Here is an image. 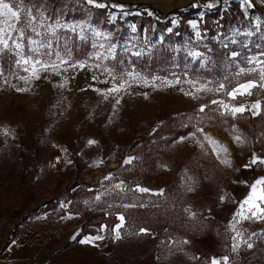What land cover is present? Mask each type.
Here are the masks:
<instances>
[{"label": "rangeland", "instance_id": "obj_1", "mask_svg": "<svg viewBox=\"0 0 264 264\" xmlns=\"http://www.w3.org/2000/svg\"><path fill=\"white\" fill-rule=\"evenodd\" d=\"M85 1L110 9L146 4L164 14L219 2L15 0L14 7L24 8L11 21L15 28L0 23V54L12 55L17 70L11 74L0 64V264H264V219L241 208L250 186L264 177V51L249 52L218 80L152 76L128 66L118 71L108 59L121 49L129 59L153 45L133 33L138 22L125 23L126 35L120 26L94 22L93 10L66 16ZM227 8L247 26L231 30L233 39L264 44V0H226ZM202 14L182 20L172 13V24L183 21L198 39ZM117 15L111 12L113 21ZM48 29L63 31L70 43L86 41L89 58H73L71 46L68 56L50 57ZM250 81L257 85L252 95H229ZM240 106L245 111L233 115ZM174 118L189 125L186 134L167 142L141 139ZM75 180L95 184L80 197L83 212L70 210L71 198L46 204ZM97 212L114 213L117 222L98 220L83 235V223Z\"/></svg>", "mask_w": 264, "mask_h": 264}, {"label": "trees", "instance_id": "obj_2", "mask_svg": "<svg viewBox=\"0 0 264 264\" xmlns=\"http://www.w3.org/2000/svg\"><path fill=\"white\" fill-rule=\"evenodd\" d=\"M84 1V0H83ZM226 0H219L217 4L211 7H202L200 4L197 6L187 5L181 10H172L167 12V14L161 13L155 7H151L146 4H128L127 7L122 9L117 8H100L96 6H91L88 2H83L82 6H78L75 11L69 10L66 13L68 18H81L92 11L91 19L94 22L100 23L104 29L107 27L120 26L123 29V34H126L127 28L132 23L138 24L134 34H138L140 41H145L153 46L143 47L144 49L140 54L135 57H130L129 59L123 57L122 49L118 52V55L114 59H108V63L115 70L123 71L125 66L127 68H135L137 71H141L147 75L154 74L157 75H169V74H179L184 76L188 73L190 78L194 79H219L220 77L228 73L227 68L229 65L236 67V63L243 64L246 58L245 55L249 52L258 50L264 51L263 42L255 43L256 40L251 41V43L245 44L243 41V36H238L236 39L231 37V30L238 29L243 30L247 28L244 16L238 12H234L233 9L227 8V10L222 9V5ZM145 9H148L147 12ZM203 10V14L199 16V27L201 29V36L198 39L193 38L190 34L188 27L183 25L184 19L193 18L199 14L200 10ZM29 10L27 9L26 12ZM48 11V15L53 17L52 12ZM117 12L116 20L113 21L111 17V12ZM139 13V14H138ZM172 13H176L177 16L181 17V23L177 25L172 24L173 16ZM127 14L125 19L122 16ZM141 14V15H140ZM25 15V14H24ZM102 17H106L102 22H100ZM66 17V18H67ZM130 21V25H126L127 21ZM138 22V23H137ZM149 26H152L149 28ZM50 33L48 41L50 57H57L62 59L63 56H68L70 51H66L69 46L72 48V55L75 59L85 58L88 59L90 53L88 52V43L86 41H78L75 44L67 41V37L63 35V31L48 29ZM149 34L147 38H143V35ZM127 35V34H126ZM153 37L152 41L150 38ZM161 37V40L158 38ZM44 40H48L47 38ZM257 46V47H256ZM199 50L201 55L198 59H194L191 55V51ZM236 53L235 56H232ZM204 59L205 61H203ZM0 64L5 68L9 69V73L13 74L17 72L16 65L13 63L12 55L0 54ZM233 67V68H234ZM13 72V73H12ZM187 129H190L189 125L182 128V126L176 124L175 118L160 124L157 129L153 132L154 134L147 136L146 138H141L146 140H151L152 137L159 136L163 138V141L175 139L179 135L186 134ZM166 134V137H163ZM140 139V140H141ZM137 143V141H136ZM94 183H85V181H77L70 185L67 190H64L60 194H57L52 199L46 201V204H54L55 201L61 200L62 198L67 200L72 199V207H69L73 212H83L86 209L82 205L80 197L88 193L86 186H94ZM68 197V198H67ZM133 211L139 212L141 209L135 208ZM128 214L125 213L126 223L130 218H127ZM109 223L113 226V223L117 222V218L114 213L106 216L103 212H97L94 215L89 216V219L83 223L84 231L83 235L89 232L88 227L94 225L96 221ZM102 220V221H101Z\"/></svg>", "mask_w": 264, "mask_h": 264}, {"label": "snow or ice", "instance_id": "obj_3", "mask_svg": "<svg viewBox=\"0 0 264 264\" xmlns=\"http://www.w3.org/2000/svg\"><path fill=\"white\" fill-rule=\"evenodd\" d=\"M89 2L91 3L92 0H89ZM14 3L15 0H13V3H9V2H5V0H0V23H2L3 25H5L8 29H14L15 28V24L11 23V21H19L20 20V15L21 12L24 11V8L22 6H16L14 7ZM21 4H22V0H21ZM99 7H103V5H98ZM30 10L28 12H25V15L27 16L29 14ZM195 27V25H193ZM5 28L4 27H0V32H4ZM22 35V32H21ZM5 45V47H7V41H2ZM17 48L21 47V45L17 44L16 45ZM25 63H27V61H25ZM254 70V69H253ZM244 70L241 69V72H243ZM260 73H261V80L264 81V68L260 69ZM257 85L255 84V82H248L246 84H241L239 85L238 88L233 89L232 92L229 93V95H232L233 98H235V94L239 93L240 95H244L245 93L247 95H252V92L250 91L251 88L256 87ZM261 87H264V84L260 85ZM123 85H120L119 88L114 87L111 91H116L118 92L120 90V88H122ZM221 88H223L224 86L221 85ZM241 89H243V91H241ZM213 103H217V101H213ZM225 107H227V105H225ZM251 107L253 109H259L260 105L257 104H253L251 105ZM201 111H203V107L200 109ZM232 114L235 115L236 113H242L243 111H245L244 106H240V107H234L232 108ZM256 114V113H254ZM239 139V138H237ZM89 143H94L93 141H90ZM130 161H125V163H129ZM257 162V160L254 158L251 163L255 164ZM260 163H264V160H261ZM264 185V177L257 179L251 186V191L248 195V197L241 203V208L244 207V205H248V211L252 212V217H255L257 219H264V207H261V204L264 203V187H258V186H262ZM142 192H147L149 191L148 189H144L141 188L139 189ZM253 209H255V211H253ZM257 213H260V215H257ZM238 215H240V213H238ZM252 217H247L244 216L242 218L244 219H251ZM121 220H123V217H120ZM118 235V234H117ZM237 235H240V233H237ZM99 239V237H97ZM90 241L88 240H84L81 241V243H89ZM249 248L252 247L251 244L247 245ZM238 247V245H234L233 247V251H236V248ZM228 259V257H224L223 260L226 262ZM212 264H220V261L213 259Z\"/></svg>", "mask_w": 264, "mask_h": 264}]
</instances>
